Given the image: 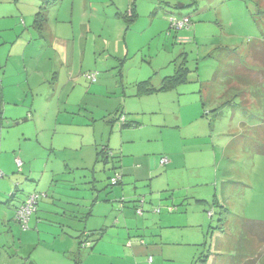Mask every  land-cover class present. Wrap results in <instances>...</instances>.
<instances>
[{
    "label": "rangeland",
    "instance_id": "1",
    "mask_svg": "<svg viewBox=\"0 0 264 264\" xmlns=\"http://www.w3.org/2000/svg\"><path fill=\"white\" fill-rule=\"evenodd\" d=\"M128 1L64 0L63 5L49 8L44 33L32 27L40 7H35L36 0L0 2V81L6 62L21 93L32 80L46 77L51 81L56 76L50 105L59 106L60 123H69L60 126L51 118L45 119L37 130L38 140H19L22 149L12 151L17 176L21 171L17 158L23 161V151H36L34 156L38 158L47 148L42 142L60 140L69 149L58 152V158L64 161L56 163L68 162L79 167L74 169L75 173L61 177L70 180L75 175L84 179L82 176L88 174L90 184L99 183L100 189H87V194L94 200L98 192L102 194V202L95 206V216H90L89 222L87 215L81 216L79 223L63 218L60 202L49 204L43 213V202L48 200L40 199L35 216L43 224L31 227L41 233V245L36 249L48 248L55 251L48 252L55 253L56 259L69 261L72 240L64 242L59 237L63 233L61 222H65L78 226L82 232L93 229V248L100 242L94 240L106 235V251L115 252L112 258L119 257L121 264H238L246 255V248L255 257L261 254L263 258L264 244L259 243L245 223H264V155L254 151L257 142L264 139V127L258 128L264 117V78L259 62L251 58L252 47L264 45V0ZM134 2L138 15L127 17L128 21L125 17L124 21L121 9L127 12ZM172 14L189 16L190 27L171 29ZM16 22L19 26L14 25ZM19 36L20 41L13 45ZM181 64L187 68L186 77L175 89L136 95L137 83L151 78L158 87ZM245 68L257 80L253 85H245L237 78L238 71ZM87 74L96 75V80L88 79ZM241 74L245 79L247 73ZM90 83L95 85L94 94L86 96L85 87ZM254 89L262 99L260 108L257 98L252 96ZM44 90L46 96L36 95V106L42 99L38 107L51 93ZM28 96L32 101V92ZM16 97L0 98V136L6 137L7 131L13 133L16 128L18 135L22 134V124L14 122L10 107L17 103ZM29 111L34 114V110L30 107L26 113L30 117ZM76 111L79 121L75 123L79 125L71 122ZM122 112L129 123L125 127L116 119ZM45 125L51 129L44 130ZM53 127L58 129L55 135ZM81 136L86 138L84 145ZM121 137L129 141L128 146L126 143L123 147ZM73 144H78V149ZM104 145L111 150L105 157L97 153ZM66 154L72 155V159L66 160ZM162 156L174 161L157 173L139 176L138 165H146L148 158L156 159L158 165ZM87 164L90 169L83 170ZM125 167L128 169L124 171ZM0 169L5 175L0 181L10 179L1 166ZM117 173L124 180L119 198L112 190L119 185L110 182ZM140 182L146 185L141 189H152L162 196L150 207L149 194L133 193L147 198L143 215L130 207L136 201L128 202L125 197ZM18 184L0 197V213L11 210L12 217L15 216L14 207L19 205V199L10 200L12 209L8 203ZM41 185L35 191L45 193L46 179ZM216 193L219 201L215 200ZM175 206L177 210H168ZM159 208L162 211L156 212ZM100 214H107L113 222L105 225ZM115 221V225L121 226V239L115 229L108 234L104 230L108 229L106 226L112 228ZM5 227L0 222V264H9L16 255V247L33 249L26 235L21 242L20 237L15 242L4 241ZM25 231L21 225L15 229L17 235ZM65 231L75 234L68 228Z\"/></svg>",
    "mask_w": 264,
    "mask_h": 264
},
{
    "label": "crops",
    "instance_id": "2",
    "mask_svg": "<svg viewBox=\"0 0 264 264\" xmlns=\"http://www.w3.org/2000/svg\"><path fill=\"white\" fill-rule=\"evenodd\" d=\"M14 2L20 3V1L23 0H13ZM133 0H129L128 3H132ZM1 3L5 4L7 2V0H0ZM50 2L51 4L48 6L47 3ZM64 0H36V4L35 7L37 8L39 7V10L41 9V7L44 6H48V12H49V8L51 7H55L58 4H62L63 5ZM130 7L132 8V12H133V16H135V14L138 15V7L136 5V2H134L133 4H131ZM118 8V7H117ZM129 9V8H128ZM38 10V11H39ZM22 7L19 8L18 10V14L21 15L22 13ZM127 12L123 13V10L121 9V18L125 21V17L127 19V21L129 20L127 17ZM47 12V18L49 17ZM34 15V14H33ZM36 15V14H35ZM132 16V17H133ZM185 16V15H184ZM187 16V15H186ZM18 17V16H17ZM35 19V17H34ZM48 22H49V18H48ZM48 22L47 25L45 27V29L43 30L42 33L45 32V30L48 27ZM34 23V22H33ZM16 26H19L17 24V22L14 24ZM32 27L35 29V27L32 24ZM185 28V27H184ZM182 28V29H184ZM39 32V31H38ZM40 33V32H39ZM40 37H44V34H40ZM18 39H16L13 42V45H17L18 41H20L21 36L17 37ZM34 38V36H33ZM4 75L1 78L0 81V98L4 99V98H11L13 95H16V100L17 103L16 104H12L10 107H13V118H14V122H16L18 125L22 124V129L21 132L22 134H19L21 136L18 135V129L16 128V130H13V133H10V131H7V135L6 137L0 136V138H2V142L0 140V146H1V150H0V166L3 169V171L5 172L6 176L8 174V178H5L3 180L0 181V197H4L5 196V192H11L14 189L15 183L19 182L20 184H18L17 186V194L15 195V197H17L19 199V204L22 203L24 201L25 196L32 192L37 190L39 187H41V182L43 181V179H46V186H44V188L46 189V192H48V196H46L45 200L48 201H44L43 202V209L42 212L46 213V209L49 208V204H55V202H60L61 205H59L60 209H63V218H70L73 219L74 222H78V218L84 215H87V220L89 222V217L95 216V206H99L101 199H102V194H97L95 200L94 198H92L91 196H89L87 194V189L89 192H92L94 190H98L100 189L99 183L97 185H91L89 179L88 174H84L82 177L84 179H79V177H76L75 175L73 176V178H71L70 180L65 179L63 177H61L62 174H73L76 171H74V169L79 170V167H74V165L65 162L64 164H57L56 161L61 160L64 161L62 159L58 158V152L59 151H63L64 149H69V146L65 145V142H61L59 141H55L53 140L52 142H42L46 145L47 148H45L44 153H42L38 158H36L34 156V153L36 151H32L30 150L28 153H26L25 151H23L24 153V157H23V153L21 151V155L23 157V167L22 170L20 171V173H18L17 176V171L16 172V163H15V158L13 157L12 151L16 150L18 147L20 148L19 144V140L23 139L25 141H30L33 137H36L37 140L39 139L40 136H38V132L37 130L39 129V125L41 123H43L45 121V119L51 118L53 119V121L62 126V125H66L69 123H60V114L57 113L58 111L61 112V110H59V106H53L51 107L50 103L51 101L50 98L53 97L54 99V94L52 93V89L54 87H56L54 84L55 77L54 79H52L51 81H49L46 77L43 78H39L37 81L32 80L28 87L27 90L24 91V93H21L19 91V84L17 81H14L12 77V71L10 69V67L8 66V62H6L4 64ZM84 68V65L83 67ZM60 77L57 76V79ZM83 78V77H82ZM86 78V77H85ZM93 83H90L87 87V90L85 92L86 96H90L93 95L94 89ZM44 89H48L49 91H51L50 95L46 98L45 103L38 107L41 103H42V99H39V101H37V105H35L36 102V95H41L44 94L45 96L47 95V92ZM29 92H32V101H30V98L28 96ZM62 102V101H59ZM83 102H81L80 106L82 105ZM10 104V103H8ZM30 107L34 110V114H32L29 111V114H31L32 116H28V110L30 109ZM8 108V107H7ZM83 109H80V111H82ZM71 111H73V109H71ZM78 114V112H73V117H72V121L75 125H79L78 123H75V121H79L76 120L77 117L76 115ZM90 114H94V112L90 111ZM117 119V116H116ZM93 120L95 121V119L93 118ZM82 125H85V123H80ZM114 124V123H113ZM112 124V125H113ZM142 126V125H141ZM46 129H51L49 126H44V130ZM53 135H55L58 131L57 128L53 127ZM96 129V128H94ZM121 134H123V132H120ZM95 142H96V137L94 136ZM86 141V138L84 136H81L80 142L81 145H84ZM121 142L124 143V146H128V140L124 141L121 137ZM41 144V143H40ZM79 145L81 148L82 146ZM7 146V148L5 147ZM72 147H76L75 149H78V144H73L71 145ZM106 146V145H104ZM22 149V148H20ZM51 152V153H50ZM98 153V152H97ZM51 155L53 157V162L51 161ZM167 156V155H166ZM68 160L69 157L71 158L72 155L66 154L65 156ZM163 157V156H162ZM161 157V158H162ZM72 159V158H71ZM160 160V159H159ZM123 161H125V159H123ZM122 161V164H124V162ZM174 160L171 161V159L169 158V163L173 162ZM37 163V165H36ZM138 165V164H137ZM145 165V164H144ZM144 165H138L141 169L139 171V176L142 177L143 173H147V172H155L157 173L158 171L163 170L164 168L166 169V167L163 166H167V165H162L161 160L160 162H158V165H156V159H152V158H148L147 159V164ZM86 167H83V170H87L90 169V165L87 164L85 165ZM71 169V170H69ZM128 169V167L124 168V171ZM169 171H172V169H169ZM124 175V174H123ZM5 176V175H4ZM3 177V176H2ZM156 178H159L158 176H156ZM155 178V179H156ZM95 179V178H94ZM154 179V180H155ZM96 181H99L98 179H95ZM124 181V180H123ZM122 181V182H123ZM122 182L120 181L117 185V187H114L112 190L115 191V194L117 195L116 197L119 198L120 195H118L119 193H121V184ZM81 185H83L81 187ZM146 185H144L143 182L134 184L132 186V191L126 193L127 196V200L128 202H132L135 198H137L136 195H134L133 193H137L136 191L139 192V194L141 193V191H144L146 194H149L148 196V200L150 202V207H152V203H154V201H158L162 198V196L159 193H155L149 191V189L147 188L146 190L141 189L144 188ZM92 190V191H91ZM186 188L183 189V191H185ZM38 191V190H37ZM125 191V189H124ZM20 193V194H19ZM79 193H86V196H79ZM94 193V192H93ZM155 193V195L153 194ZM20 195V196H19ZM217 196V193H216ZM110 197V196H109ZM14 198V197H9V208H13V205H11L10 200ZM219 201V197H216ZM80 199V201H78ZM182 199V198H181ZM89 201V203H88ZM129 206V205H127ZM134 203H132V205H130V207L133 209ZM16 207V206H15ZM14 207V208H15ZM11 208V209H12ZM90 209V210H89ZM86 210V212H85ZM89 210V211H88ZM134 211V210H133ZM62 214V213H61ZM15 215V214H14ZM35 214L32 216L31 220H30V228L29 230L25 231L24 233H22L21 235H17L15 233V229L20 226L21 224L18 223L13 217H12V211H2L0 213V222H2L4 224L5 229L4 231L6 233H4L5 238L4 241H10V242H15L17 237H20L18 239H20V242L23 241V235L27 236V241L31 242L33 249L26 251L23 250L21 247H16L15 248V253L16 255L13 257V259H10L9 264H21L23 261H26L28 258L29 260H32L35 264H121V259L119 257H117V259H113V255L115 254V252L112 251H106L105 248V244H104V239L105 236L103 237H97L96 240H94L95 242H97L98 240L100 242H98L97 247L93 248H80V241L85 240L87 238V234L89 235L92 230H85V231H80L78 226L72 224L69 225L65 222H61V226H62V230L63 233L60 234V240L67 242L68 239L72 240V243L70 244V248H68V250H71L72 255L69 257V261H62L60 259H56L55 258V253L51 254L48 251L51 252H55L53 250H48V248L45 249H36L38 246L41 245V233L40 231L36 228L35 230L32 229L31 227H39L40 223L43 224V221H41V219L38 217H34ZM99 217L104 219V223L105 225H108L109 222H113V220H109V218H107V214H100ZM99 217H97L96 220H99ZM62 218V217H61ZM7 219H9L8 221H6ZM101 219V221L103 220ZM15 222V223H13ZM86 224H89V223ZM127 222V219H126ZM115 223H117L116 221L114 222L112 228L110 226H106L108 227V229L106 230V233L108 234L112 229H115L117 231V236L121 239V226L115 225ZM121 224V219L120 222ZM71 229L72 231L75 232V234H66L65 229ZM2 229L0 228V234H2ZM95 229V228H94ZM96 230V229H95ZM79 233V234H78ZM102 234V233H101ZM3 235V237H4ZM55 237V236H54ZM94 244V243H93ZM96 244V243H95ZM95 246V245H94ZM74 253V255H73ZM7 257L9 256V258L11 257V255H6Z\"/></svg>",
    "mask_w": 264,
    "mask_h": 264
},
{
    "label": "trees",
    "instance_id": "3",
    "mask_svg": "<svg viewBox=\"0 0 264 264\" xmlns=\"http://www.w3.org/2000/svg\"><path fill=\"white\" fill-rule=\"evenodd\" d=\"M50 4H51L50 2L47 3L48 6ZM47 5L44 6V7H41V9L36 13L35 19H34V23H33V26L35 27V29L37 31L41 32V33L45 29V27L47 25V22H48V18H47L48 6ZM172 15H174V14H172ZM127 16H129V17L133 16L132 8H130V12H129V14ZM174 16L176 18H178V19H181L182 17H184V16H177V15H174ZM191 23H192V21H191ZM170 28H171V25H170ZM171 29H173V28H171ZM173 30H178V29H173ZM251 55H252L251 58H252V60L254 62H259V64H260L259 70L262 72L261 73L262 78H264V45H258V44L254 45L252 47ZM178 68L179 69L176 70L174 75L164 77L162 82H161V85L158 86V87H155L152 84V79L151 78H149L147 80H143V81L137 83L138 90H137L136 95L145 96V95L154 94L156 92H166V91L175 89L181 82H183V80H185V77H186L187 68L185 66H183V64H181L180 67H178ZM245 69H240V71H238L239 75L237 76V78H239L238 79L239 82H242L245 85H250V84L253 85V83H256L257 80H255V77H253L251 71L249 72L248 69H246V70ZM243 72L247 73L245 79L242 78V74L241 73H243ZM89 75L90 74H87V78L88 79H91L92 81L96 80V75H94V78H93V75H90V76ZM258 82H260V81H258ZM228 83H231V82H228ZM252 96L254 98H257L258 103H259L258 104V106H259L258 108H260V104H261L262 99L260 98V94L258 93V91L255 90L253 92ZM255 110H257V108H255ZM117 119H119V121L121 122L120 125L122 127H125V126L129 125V123L127 121V118H126V113L125 112H122ZM115 120L116 119H114L113 123L115 122ZM261 123H263L262 125H264V117L261 120ZM262 125H260L258 128L264 127ZM110 151L111 150H110L109 146L107 145V146H104V148L101 151H98V154H103L104 157H105V153L107 155ZM254 151L257 154L264 155V139L261 142H257V144L254 146ZM162 158H161V160H162ZM166 158H167V162H165V163L161 162L162 165H167L169 163V158L168 157H166ZM23 164H24L23 161H22V164H18L19 170H22ZM117 175H118V173L116 174V176ZM110 179H111L110 182L113 185H117L120 181L122 182L121 177L119 179H117L116 183L113 182V180H112L113 178H110ZM17 191L18 190H17V187H16L14 192L11 194V197H15V195L17 194ZM48 195L49 194L47 192H45V196H43L42 198H46V196H48ZM117 200L121 201V199H117ZM146 200H147L146 197H143V198L142 197H137V198H135L133 200V201H136L134 203V206H133L134 211H135L136 214L141 215V214L138 213L137 210H138L139 207H141V206H143L145 204ZM215 200L217 201L218 199L216 198ZM122 201L125 202L124 198L122 199ZM17 207H18V205L15 207V212H16V208ZM38 209H39V206H38ZM38 209H37V211H38ZM168 210L172 212V211L177 210V207L175 206L174 209H170V207H169ZM161 211L162 210L160 208L158 210H156V212H161ZM36 213L37 212H35L34 214H36ZM209 215L213 216V213L211 212V214H210V212H209ZM14 219H15V216H14ZM29 223H30V221H29ZM29 223H28V227L27 228H24L22 226V224H21L22 228L24 230H28L29 227H30ZM245 227L246 228L248 227L249 229H251L250 231L253 232V234L257 237V239L259 240L260 244H264V223L263 222H246L245 223ZM92 234L93 233H90L89 235L87 234V238L85 240H83V241L82 240L80 241V245H79L80 248H84L85 249V248L93 247V243H92V241L90 239V236ZM244 252L246 253V255L244 253L245 256L240 261H238V264H261L262 260L264 262V257L262 258L261 254L255 257L254 253L251 250H248V248H246ZM21 264H35V263L32 260H29V258H28L26 261H23Z\"/></svg>",
    "mask_w": 264,
    "mask_h": 264
},
{
    "label": "built area",
    "instance_id": "4",
    "mask_svg": "<svg viewBox=\"0 0 264 264\" xmlns=\"http://www.w3.org/2000/svg\"><path fill=\"white\" fill-rule=\"evenodd\" d=\"M191 19L188 17L185 18H181L178 19L175 16H171L170 18V25L171 28L173 29H182L184 27H189L191 24ZM94 78V75H93ZM17 162L18 164H22V160L17 158ZM162 163L167 162V158L163 157L161 160ZM3 175L2 170L0 169V177ZM121 177V175H117L115 178H113V182L116 183L117 179H119ZM45 196V193H39V192H32L30 194L27 195V197L25 198V200L20 203L18 205V207L16 208V212H15V219L22 224V226L24 228L28 227V223L32 217V215L37 212L38 206H39V201L40 199ZM143 206L138 208V213L139 214H143ZM170 209H173L172 207H170ZM158 210V209H157ZM211 214V212H210Z\"/></svg>",
    "mask_w": 264,
    "mask_h": 264
},
{
    "label": "bare ground",
    "instance_id": "5",
    "mask_svg": "<svg viewBox=\"0 0 264 264\" xmlns=\"http://www.w3.org/2000/svg\"><path fill=\"white\" fill-rule=\"evenodd\" d=\"M185 17H188V18H190L189 16H184V17H182V18H185ZM87 246V245H86Z\"/></svg>",
    "mask_w": 264,
    "mask_h": 264
}]
</instances>
